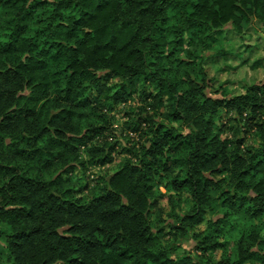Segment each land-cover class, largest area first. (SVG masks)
Listing matches in <instances>:
<instances>
[{"label":"trees","instance_id":"16d2710c","mask_svg":"<svg viewBox=\"0 0 264 264\" xmlns=\"http://www.w3.org/2000/svg\"><path fill=\"white\" fill-rule=\"evenodd\" d=\"M254 20L264 23V0H0V257L264 262V81L229 95L203 66L222 30ZM138 86L139 113L124 115L144 140L84 195L87 185L65 177L113 161L104 109L127 104ZM162 180L191 204L173 216L179 237L207 222L194 255L155 244L150 214ZM241 222L250 229L233 256L214 260Z\"/></svg>","mask_w":264,"mask_h":264},{"label":"rangeland","instance_id":"374dc122","mask_svg":"<svg viewBox=\"0 0 264 264\" xmlns=\"http://www.w3.org/2000/svg\"><path fill=\"white\" fill-rule=\"evenodd\" d=\"M210 43L209 49L203 60V66L210 78L213 79L215 88H225L229 95L243 92L246 85L256 84L264 81V23L252 21L243 27L241 32H236L225 28ZM112 82L120 83L119 79H113ZM127 87V86H126ZM141 86L135 88L131 99L127 104H117L113 109L106 108L104 112L111 122L107 133L109 142L115 144L117 153H114V159L111 163L104 166L85 165L77 167L75 172L65 177L67 180L75 183V189L87 185L83 191L84 195L90 196L96 193L106 180L120 167L123 161L128 157L126 151L134 145L143 142V138L132 133L128 119L125 113H139V107L142 92ZM92 96L95 93L92 92ZM220 94L216 95L219 96ZM178 126V124H175ZM253 138L248 143H252ZM87 158L82 155V160ZM177 172L173 177L178 176ZM153 208L151 209L150 220L153 223V233L157 239L155 244L166 245L173 243L181 253L194 255L196 252L197 240L194 236L200 232H205L207 222L200 223L193 228L186 237H179L176 234L178 225L173 222L174 217L184 214L190 210L191 204L184 195L175 194L167 189L166 180L156 185L153 189ZM261 236L264 238V225L258 223ZM229 229V228H228ZM250 229V225L244 222L235 228H230L226 232L225 238L229 237V244L214 253L213 259L218 260L232 253L234 254L233 244L241 232ZM224 240V239H222ZM1 242V239H0ZM264 254V246L260 250ZM0 264H8L5 259L0 257ZM244 264H264L262 260L247 259Z\"/></svg>","mask_w":264,"mask_h":264}]
</instances>
